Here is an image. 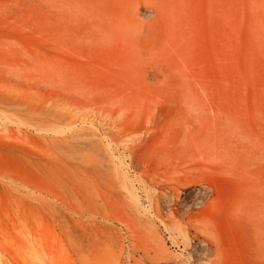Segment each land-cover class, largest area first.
Masks as SVG:
<instances>
[{"label":"rangeland","instance_id":"obj_1","mask_svg":"<svg viewBox=\"0 0 264 264\" xmlns=\"http://www.w3.org/2000/svg\"><path fill=\"white\" fill-rule=\"evenodd\" d=\"M0 264H264V0H0Z\"/></svg>","mask_w":264,"mask_h":264},{"label":"built area","instance_id":"obj_2","mask_svg":"<svg viewBox=\"0 0 264 264\" xmlns=\"http://www.w3.org/2000/svg\"><path fill=\"white\" fill-rule=\"evenodd\" d=\"M191 187H199V194L197 197H190V199H183V192H188ZM182 191V193L172 200L166 201L165 212L177 211L178 215H186L190 211L198 210L203 207L213 196V188L210 185H195Z\"/></svg>","mask_w":264,"mask_h":264},{"label":"bare ground","instance_id":"obj_3","mask_svg":"<svg viewBox=\"0 0 264 264\" xmlns=\"http://www.w3.org/2000/svg\"><path fill=\"white\" fill-rule=\"evenodd\" d=\"M188 194L193 195L192 197H197V194H199V187L192 188ZM186 196L187 195H183V199H185ZM219 204H220L219 201H217V203H214V204L211 203L210 207H208V210L206 211V214L209 215V214L213 213Z\"/></svg>","mask_w":264,"mask_h":264}]
</instances>
